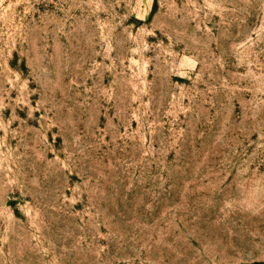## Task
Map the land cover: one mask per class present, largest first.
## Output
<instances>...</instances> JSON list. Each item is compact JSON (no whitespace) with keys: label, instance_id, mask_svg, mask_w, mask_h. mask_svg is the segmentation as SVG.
<instances>
[{"label":"rangeland","instance_id":"obj_1","mask_svg":"<svg viewBox=\"0 0 264 264\" xmlns=\"http://www.w3.org/2000/svg\"><path fill=\"white\" fill-rule=\"evenodd\" d=\"M0 264H264V0H0Z\"/></svg>","mask_w":264,"mask_h":264}]
</instances>
